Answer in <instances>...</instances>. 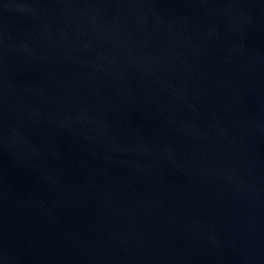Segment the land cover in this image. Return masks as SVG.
Here are the masks:
<instances>
[{"label": "water", "instance_id": "95a60500", "mask_svg": "<svg viewBox=\"0 0 264 264\" xmlns=\"http://www.w3.org/2000/svg\"><path fill=\"white\" fill-rule=\"evenodd\" d=\"M0 264H264V0H0Z\"/></svg>", "mask_w": 264, "mask_h": 264}]
</instances>
